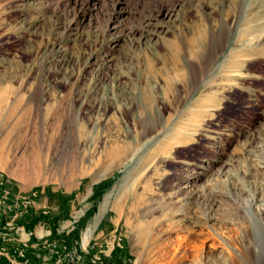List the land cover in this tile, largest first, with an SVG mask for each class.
<instances>
[{
    "label": "rangeland",
    "instance_id": "obj_1",
    "mask_svg": "<svg viewBox=\"0 0 264 264\" xmlns=\"http://www.w3.org/2000/svg\"><path fill=\"white\" fill-rule=\"evenodd\" d=\"M263 160L264 0H0V175L53 239L264 264Z\"/></svg>",
    "mask_w": 264,
    "mask_h": 264
},
{
    "label": "crops",
    "instance_id": "obj_2",
    "mask_svg": "<svg viewBox=\"0 0 264 264\" xmlns=\"http://www.w3.org/2000/svg\"><path fill=\"white\" fill-rule=\"evenodd\" d=\"M3 186L10 189V201L17 199L21 202L12 211L6 210L8 213L3 219L10 217V215L13 216L15 211H20L22 215L15 220L13 225L15 227L21 226L18 227V230L22 231L8 230L6 232L9 237L5 240L0 239V264H68L72 253L80 254L87 264H115L113 261L115 254L107 243L101 242L97 245L96 250H91V248L95 249V237L93 234L98 221H93L88 224L89 227L87 226L80 230V241L72 239L67 243L65 237L67 238L75 228V226H71L72 224H70L69 220L61 224V230L58 229L57 232L61 231L64 234L58 236V240H55L51 236V229L44 224L45 222L41 218L42 214L45 213L40 200L41 191L37 190L29 193L28 196H24L27 201H22L20 199L22 196L15 192L9 181L4 180ZM86 228H90V232L86 236H89L86 245H83L82 235ZM28 232H32V234L28 236ZM50 240L56 241L58 243L57 246L52 248L44 244V242ZM23 244H25V253L20 256L17 250ZM94 258L97 259L94 260Z\"/></svg>",
    "mask_w": 264,
    "mask_h": 264
},
{
    "label": "built area",
    "instance_id": "obj_3",
    "mask_svg": "<svg viewBox=\"0 0 264 264\" xmlns=\"http://www.w3.org/2000/svg\"><path fill=\"white\" fill-rule=\"evenodd\" d=\"M0 180H2V182L4 183V179H3L2 175H0ZM10 195H11L10 189L7 187H6V191H0V204H3V199H10ZM25 197L22 196L20 199L22 201H27V198H25ZM20 203L21 202L17 199L13 200V201H11V206H4V209H8L9 211H12L13 208H16ZM21 215H22V213L20 211L13 212V220H14V217L21 216ZM2 240H5V239H2ZM44 244L54 248V243H44ZM17 252L20 256H23L25 253V246H22L21 248H19L17 250ZM0 254H1V251H0ZM70 258H73V254L70 256Z\"/></svg>",
    "mask_w": 264,
    "mask_h": 264
},
{
    "label": "bare ground",
    "instance_id": "obj_4",
    "mask_svg": "<svg viewBox=\"0 0 264 264\" xmlns=\"http://www.w3.org/2000/svg\"><path fill=\"white\" fill-rule=\"evenodd\" d=\"M225 34H226V33H225ZM221 36H223V34H221L220 37H221ZM195 56H196V55H195ZM180 132H181V133H180ZM185 133H186V132H185ZM174 134H175V133H174ZM183 135H184V134H183L182 131H178V133H176L175 136H174V141H173V142H174L175 144L180 143L181 140L184 138ZM172 136H173V134H172ZM172 138H173V137H172ZM172 138L170 137L169 139L173 140ZM171 140H168V141H171ZM171 142H172V141H171ZM173 142H172V143H173ZM168 143H169V142H168ZM169 144H170V143H169ZM166 145H168V144H166ZM262 163H263L262 166L264 167V160H263ZM262 207H263V206H262ZM6 210H8V209H6ZM262 226L264 227V223H261V227H262Z\"/></svg>",
    "mask_w": 264,
    "mask_h": 264
}]
</instances>
